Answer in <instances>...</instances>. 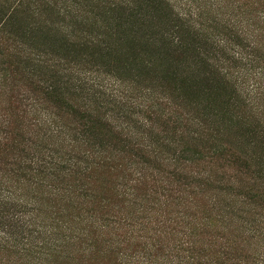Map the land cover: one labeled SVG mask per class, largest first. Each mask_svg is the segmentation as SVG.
Segmentation results:
<instances>
[{
    "label": "trees",
    "instance_id": "obj_1",
    "mask_svg": "<svg viewBox=\"0 0 264 264\" xmlns=\"http://www.w3.org/2000/svg\"><path fill=\"white\" fill-rule=\"evenodd\" d=\"M229 2L249 12L251 28L242 27L240 21L222 12L231 7ZM214 5L216 10L210 5L196 6L199 14L191 20L185 13L186 4L175 11L170 0H0V92L7 100L0 107V169L7 168L1 174L5 179L0 176V191L10 187L6 179L28 181L37 176L41 180L36 188L58 192L70 182L73 189L85 192L80 181L99 170H117L112 172L121 175L129 169L137 171L136 166L141 179L151 180L152 174L144 172L145 159L163 154V159L182 170L186 164L198 167L202 161L210 169L220 161L219 168L226 176L224 189L229 192L231 183H236L232 197L239 198L248 211L239 213L249 219L250 210L264 209V83L263 89L262 83L248 88L245 75L239 74L249 70L264 78V0H214ZM258 7L261 12L254 13ZM242 60L243 68L237 70L235 62ZM102 81L122 90H116V100L100 99ZM70 91L84 93L77 96L83 105L76 103ZM112 104L121 109L116 119L125 118V107L140 109L134 126L122 122L126 127L121 130L126 129L128 136L125 134L124 140L122 133L117 144L112 143L115 137L106 129L111 125L104 118L112 117L113 111L107 107ZM31 112L39 116V124L37 118L35 122L27 119ZM140 121L156 133L157 127L164 136L170 133L171 138L153 146L143 143L144 132L138 131L141 124L136 127ZM215 124L232 126L228 131L232 135L230 130H235V147L228 151L227 144H214L220 135ZM148 133L153 134L147 129ZM46 145L57 150H48ZM129 155L132 158H126ZM222 155L226 157L223 163ZM165 173L172 178L164 176L159 184L150 186L149 200L133 207V216L126 213L125 206L114 210L108 204L101 207L93 194L80 199L70 192L66 196L69 208L86 229H77L84 233L78 236L76 231L72 236L71 229L62 228L58 218H53L54 231L59 232L49 244H41L44 256L38 261L40 253L29 240L0 230V264L32 263L28 261L31 256L36 264H63L56 261L71 260L73 239L82 243L92 236L106 238L119 261L122 257L135 259V264H153L163 245L160 238L151 236L160 228L168 240L175 241L176 256L184 251L183 244H194L200 255L207 253L204 264H264V215L260 211L257 219L241 227L245 237L239 246L231 240L221 249L222 244L207 231L216 202L205 215L197 199L203 190H188L174 168ZM166 180L172 181L166 185ZM154 195L162 208L149 223L146 215L154 209L148 203ZM171 207L178 210L168 211ZM5 213L0 209V215ZM88 213L97 214V220ZM141 218L143 225L136 220ZM130 228L141 238L126 255L122 250L135 237ZM147 231L152 234L148 236ZM86 249L78 246L79 251ZM86 252L93 256L95 247ZM191 259L178 264H200Z\"/></svg>",
    "mask_w": 264,
    "mask_h": 264
},
{
    "label": "rangeland",
    "instance_id": "obj_2",
    "mask_svg": "<svg viewBox=\"0 0 264 264\" xmlns=\"http://www.w3.org/2000/svg\"><path fill=\"white\" fill-rule=\"evenodd\" d=\"M216 1V0H215ZM173 2L175 11L180 10L183 5L186 4V11L185 13L189 15V18L192 20L193 15H197L198 10L196 9V6H199L200 8L207 7L210 5L212 7V10H216L217 6L214 5V0H170V3ZM191 2V3H187ZM230 4V2H229ZM237 3L230 4L231 7L225 8L222 10V12H225V14H229V17L232 18L234 21H240L242 27L251 28V21L250 19H247L248 14L247 10L241 7V9H238L235 7ZM220 10V9H219ZM242 10V11H241ZM256 11H253L254 13L261 12L262 9H255ZM220 12V11H219ZM249 13V12H248ZM199 14V13H198ZM243 20V21H241ZM250 20V21H249ZM246 22V24H244ZM237 70L242 69L244 65V60L235 62ZM258 72H250L249 70L247 73H245L243 70L239 72V74L245 75V81L248 84V88L254 85V83H262V89H263V83L264 78H262L260 75L257 74ZM240 75V76H242ZM110 84H115L117 86L121 87V84L116 83L115 81H112L110 78L104 77ZM106 82V81H105ZM100 83V82H99ZM102 88L100 89L101 95L100 98L102 99H113L116 100L117 96L119 95L116 90L119 92H122V90L119 87H109L107 86L103 81L100 83ZM15 92V90H13ZM71 96H73V99L76 97V103L83 105L82 101L80 100V96L84 95V93H80L78 91L73 92L70 91ZM8 95V94H7ZM79 96V97H77ZM97 96V95H95ZM151 100L155 99V96L152 94L150 95ZM147 97V96H146ZM19 98V97H18ZM20 99H22L20 97ZM139 102V100H137ZM7 103V100L5 101V96L0 92V107L5 106ZM22 105L26 108V110L29 109V106H25V102L21 101ZM107 106V105H106ZM131 106H134L133 104ZM109 107L113 112L110 111V114L112 117L110 118L109 115H106L104 118L107 120L102 119L104 123H106L109 127H106V129L111 131V135L114 136L112 143H118L119 138L122 137L123 133V139L125 140L124 136L125 134L128 136V131L126 129L121 130V128H125L124 124L122 125V122H125V124L129 126H134V119L140 118L137 113H139V108L137 107H125L127 112L123 113V117H120L119 119H116V114L121 111L120 106L112 104L107 106ZM116 107V108H115ZM15 109V108H14ZM36 119L37 123L39 124V116L33 115L31 112L27 115V119ZM33 122H35L33 120ZM137 122V121H136ZM141 124V125H139ZM139 125V133L144 132V136H142L144 142L143 143H150L153 146L154 142L156 145H158V142H162L165 139L171 138V134H167L164 136L165 133H158V127H157V133L156 130L150 129L149 124L144 123L143 121H140L136 124V127ZM68 128H70L71 125L66 124ZM157 126V125H156ZM112 127V128H111ZM213 127H216L219 129L220 135L218 136V140L215 141L214 144H219L218 146L223 144H227L226 147H228V151L231 147L236 146V142L233 139L232 135L235 134V130L231 129V133L228 131L231 127H227V125L223 124L222 126H219L217 124L213 125ZM229 128V129H228ZM147 129L148 132L152 130V135H147ZM133 129H130L132 131ZM61 138V137H60ZM140 139L135 138V141H139ZM59 142V141H58ZM190 144H192V141L190 140ZM53 145H46V149L52 150L56 149L55 147H52ZM212 145H209V148ZM211 152V149L207 153ZM165 153V152H164ZM206 156H209L207 155ZM163 155V154H162ZM162 155H156L155 158L148 157L145 159V165L149 166L145 169V173L152 174L151 180H148L147 177H145V180L141 179V177L138 175L139 166H136V170L129 169L128 171H125V173L114 174L112 170L109 173H104L103 170H99V172L92 175L90 178H85L80 183H82L83 189L86 191H80L73 189L70 182H68L66 185L63 186L62 191L58 192H48V189L45 188H36L37 181L41 180L40 177L32 176L29 178L28 181H22V179H15L14 177H11L9 179H6L7 186L8 184L10 187L7 189L1 188L0 191V209L5 211V215H0V230L1 231H9L13 233V236L16 238H22L23 240L27 239L30 243H32L35 246L34 251L40 254L37 255V258L35 259L38 261L39 259L44 256L43 250L39 249L41 244H44L45 242L49 244L51 242V239H53L54 233L59 231H54V226L56 224L55 221H53V218H58V225L62 226V228L68 227V229H71L72 236L76 233L77 229H86L85 223L83 221L78 222L75 220L76 218L73 217L74 213H76L74 210L71 211L69 208L71 206L70 202L68 201V198L66 196H70V192H73V196H76L80 199L85 197L84 195H90L93 194L95 197L97 196V200L100 201L99 205L105 206L108 204V208H117V206H125L126 213L129 215H134L136 212H134L133 207H138V204L143 205L144 201L149 200V187L154 186L155 184H159V180L161 178H164L166 176L165 172L172 171L173 168L177 170V173L175 175L180 176L179 179L182 180L186 186H188V190H192V193H196L198 190H203V195L199 196L197 194V199H199V209H203L204 214H209L208 207L210 205L213 206L214 202L217 204V208L213 207L210 210V214L212 216V222L205 227H207V231L209 232V236H211L212 239L217 240L218 243H221V249H224L227 245V242L234 240L238 243L239 246V240H241L243 237H245L241 232H243V229L241 227L244 226L245 223H248L249 220H255L259 216H257V211H260L261 214L264 215V209L255 211L250 210V214H247L249 216V219H247V216L239 213V212H248L244 211L245 209L242 208L241 204L239 203V198L232 197V193L236 192L234 188H236V183L233 184L232 189L229 192L224 189L226 187V176L222 175V172L219 168L220 161L216 162L210 169L206 167L204 164L205 161H202L198 167H195L196 165L192 164H186V169L182 170L181 166L177 164H173L172 162H169L166 159H163ZM238 156H241L239 154H236ZM142 158V156H140ZM242 157V156H241ZM126 158H132L131 155L127 156ZM162 158V159H161ZM221 163L224 162L226 159L225 156H220ZM135 160V159H134ZM128 163V162H127ZM150 163V164H149ZM131 165V163H128ZM238 164V163H236ZM234 164V165H236ZM151 167H154L155 169H150ZM232 167V166H231ZM1 168V165H0ZM143 169V168H141ZM5 169H0V176L1 174H5ZM152 171V173H151ZM140 173V172H139ZM226 175L229 174V170L225 172ZM141 175V174H140ZM231 176V175H230ZM3 179H5V176H1ZM155 177V178H154ZM167 178L171 179L172 176H166ZM45 179V178H42ZM156 179V180H155ZM15 180H18L17 183ZM168 181L172 180H166V185L168 184ZM45 181H42V186L44 187ZM264 182V180H263ZM250 183V182H249ZM5 186V185H4ZM190 187V189H189ZM130 188V189H129ZM229 188V186H228ZM237 189V188H236ZM173 194V193H172ZM62 197V198H61ZM152 201L148 204L154 209L150 214L146 215L149 216V223L153 220V218L156 217V212H158L159 208L161 209L162 206L158 204L156 201L158 199L157 195H154L152 197ZM156 198V201L155 199ZM85 200V198H84ZM86 201V200H85ZM68 205V207H66ZM220 209V210H219ZM100 211V209H98ZM104 210V209H103ZM101 210V211H103ZM128 210V211H127ZM178 208L171 207L168 211H177ZM237 210H240L237 212ZM242 210V211H241ZM84 208L80 212H83ZM67 214V215H66ZM81 214V213H80ZM107 214H110L108 212ZM85 215V214H84ZM88 216H91V219L95 218L97 220L98 216L97 214L90 213L87 214ZM104 215V214H103ZM143 217L144 214H136V217ZM173 216V213L170 215ZM110 219V216L108 217ZM243 218L246 220H243ZM138 222L141 221V224L143 225V219L141 218L136 219ZM203 220V219H201ZM145 221V220H144ZM202 222V221H198ZM221 222V223H220ZM208 224V223H207ZM256 224V223H255ZM255 224L249 223L250 226H254ZM11 226V227H10ZM211 226V227H210ZM131 229V235L135 236L134 238H131L130 241L127 242V245L129 247L125 248V250H122L123 254L128 255L127 253L135 249L134 244L138 245L141 237H136L139 232H136L135 230ZM206 229V228H205ZM73 230V231H72ZM78 232V231H77ZM133 232V233H132ZM144 232V231H143ZM245 232V231H244ZM84 233V232H82ZM81 231L76 233L75 235H81ZM140 234H146V233H140ZM148 236H150L149 231H147ZM215 235V237H214ZM154 238H160V244H162L161 251L158 252L159 255L155 257V260L153 264H178L179 262H182L184 260H187V257L192 258L193 261H199L200 264H204L206 260H204V256L207 254L204 252V255H200L198 253L200 250L196 249V246L190 245V244H183L182 248L184 249L183 252L179 253V256H176L175 249V241L168 240V236L163 232V228H160L156 231L155 236H151ZM197 237V236H196ZM204 238V237H201ZM17 239V240H18ZM101 239V240H100ZM106 238H100V237H91L88 240H84L85 242H78L79 239H73L72 244L75 246L72 248V256L70 259H58L56 262H62L63 264H135V259H128V258H122L121 260H117L115 257V252L111 250L108 246H110V242L106 243ZM110 239V238H109ZM111 239H114V236L111 237ZM196 238L193 240L195 241ZM198 240V239H197ZM69 241V240H66ZM201 241V239H200ZM204 242V241H203ZM245 242V241H244ZM244 242H242V246L244 247ZM248 243H252L251 241H248ZM88 244H91L90 247ZM166 244V245H164ZM78 246L80 248H87L86 250H90L91 248L95 247V252L93 256H87L86 250L84 252L78 250ZM166 246V247H164ZM224 246V247H223ZM124 247V246H122ZM223 247V248H222ZM137 250V248H136ZM35 253V254H36ZM239 253V251H238ZM133 253H131V256ZM181 254L184 257V259L181 257ZM118 255V254H117ZM125 255V256H126ZM91 259L92 261L89 262L88 260ZM33 259V256H31L32 263H28L27 261L24 262V264H36ZM55 260V259H54ZM184 264V263H180ZM208 264V263H207Z\"/></svg>",
    "mask_w": 264,
    "mask_h": 264
}]
</instances>
